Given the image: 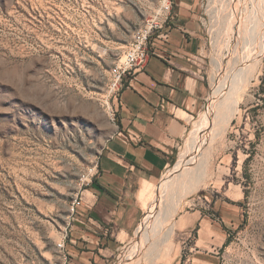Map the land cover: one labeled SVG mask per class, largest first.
<instances>
[{
	"label": "rangeland",
	"instance_id": "1",
	"mask_svg": "<svg viewBox=\"0 0 264 264\" xmlns=\"http://www.w3.org/2000/svg\"><path fill=\"white\" fill-rule=\"evenodd\" d=\"M169 3L174 10L175 0H0V264H61L68 206L92 185L117 130L110 71ZM195 18L208 96L140 203L137 230L157 203L160 220L171 216L163 234L173 232L143 249L140 264L204 256L196 251H211L210 225L225 239L220 264H264V0H200ZM200 213L205 222L181 228Z\"/></svg>",
	"mask_w": 264,
	"mask_h": 264
},
{
	"label": "crops",
	"instance_id": "2",
	"mask_svg": "<svg viewBox=\"0 0 264 264\" xmlns=\"http://www.w3.org/2000/svg\"><path fill=\"white\" fill-rule=\"evenodd\" d=\"M200 0H175L168 38H153L148 66L126 80L117 100L120 125L99 158L98 175L82 192L85 206L70 230V264H109L122 249L123 236L136 232L144 210L137 200L143 183L159 181L175 163L189 133L190 117L204 106L208 85L201 76ZM205 222L200 213L181 228ZM214 228V229H213ZM211 251H196L191 264H220L225 239L219 228ZM208 231V226L202 232Z\"/></svg>",
	"mask_w": 264,
	"mask_h": 264
},
{
	"label": "built area",
	"instance_id": "3",
	"mask_svg": "<svg viewBox=\"0 0 264 264\" xmlns=\"http://www.w3.org/2000/svg\"><path fill=\"white\" fill-rule=\"evenodd\" d=\"M162 13L146 19L143 25L133 34V38L127 49L110 71V90L118 100L121 91L126 86V80L145 69L154 56L153 38L156 35L168 38L171 17L173 13L172 3L162 8ZM95 179V178H94ZM85 206L82 193L72 199L68 206L67 223L62 232L61 241L57 244V250L61 264H70L68 242L70 228L80 216L81 209ZM184 264H191L187 258Z\"/></svg>",
	"mask_w": 264,
	"mask_h": 264
},
{
	"label": "bare ground",
	"instance_id": "4",
	"mask_svg": "<svg viewBox=\"0 0 264 264\" xmlns=\"http://www.w3.org/2000/svg\"><path fill=\"white\" fill-rule=\"evenodd\" d=\"M240 69L241 68L239 67V74H240ZM201 145H203V144H201ZM193 146H194V143H193ZM200 149H201V147L199 149H198V146L195 147V150H196L195 153H198V151H200ZM196 156L197 155L194 154L192 156L191 160H193ZM191 160H190V162H191ZM180 161L182 163H180L179 165H176V167L172 170L175 172L173 174L174 176L178 173V171L180 169H182L180 166L184 165L186 162L185 159H182ZM153 186L154 185L152 183H148V182L143 183L141 189L138 192V195H137L138 202L143 204L145 207L148 205V202L150 200L149 194H150V191L152 190L151 188ZM160 194H159V197L157 199L155 198L156 200L161 199ZM156 204L157 203L150 204L152 206L151 207L149 206L151 211L147 216V220H145V223H143V225L137 230V235H138L137 240L130 246L129 249H126L124 251L122 258L119 261V264H140L139 255L141 252L144 251L143 249H145L148 246L152 247V245L155 246L157 244L166 243L170 239V237L172 236L173 232H169L166 235L163 234L164 233L163 232L164 226L166 225V223L168 221H170L171 216H166L163 218V220L162 219L160 220L159 214H157L158 207L156 206ZM149 247H148V249L150 250L151 248H149Z\"/></svg>",
	"mask_w": 264,
	"mask_h": 264
},
{
	"label": "trees",
	"instance_id": "5",
	"mask_svg": "<svg viewBox=\"0 0 264 264\" xmlns=\"http://www.w3.org/2000/svg\"><path fill=\"white\" fill-rule=\"evenodd\" d=\"M118 125H120V124L118 123Z\"/></svg>",
	"mask_w": 264,
	"mask_h": 264
}]
</instances>
